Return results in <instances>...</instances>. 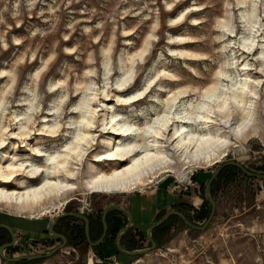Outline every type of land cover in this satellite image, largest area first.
<instances>
[{
	"label": "rangeland",
	"instance_id": "rangeland-1",
	"mask_svg": "<svg viewBox=\"0 0 264 264\" xmlns=\"http://www.w3.org/2000/svg\"><path fill=\"white\" fill-rule=\"evenodd\" d=\"M240 1L246 4L240 5ZM192 11L200 13L173 31V26L185 21ZM248 22L257 23L258 27L264 25V0H0V118L10 119L13 114L32 116L40 128L47 117L53 122L62 120L63 130L79 117L71 116L73 110L89 101L90 95L99 89L110 91L109 98L100 91L95 101V106H100L99 117L105 113L100 101L116 106L113 91L126 83L124 78H128L126 85L130 89L125 97L156 87L130 110L115 107L116 114L121 111L125 116L138 114L143 118L154 108L161 112L163 105L159 100L166 101L178 90H188L197 99L217 83L219 72L226 70L235 79L243 63L242 59L236 64L241 53L238 42L254 37L257 30L252 32ZM257 39L262 41L261 37ZM67 52L73 54L68 56ZM142 52L145 53L142 59L136 56ZM37 72H41L38 79L34 77ZM58 84L54 89L53 85ZM256 110L261 119L264 83ZM138 123L142 127L144 121ZM97 132L95 148L104 152L102 141H107L109 135L104 134L103 127ZM48 141L44 140L46 145ZM94 155L95 152L88 164L93 163ZM230 161L243 164L253 173L264 174V136L232 149L230 156L214 167L196 169L189 178L200 174L198 182L203 184L204 173L212 176L220 165ZM227 168L214 199L217 209L208 229L195 231L180 218H168L153 231L158 247L147 257L144 255V264H264V197L260 181L232 166ZM188 181L170 174L144 193L132 195L101 196L82 189L70 196L69 206L61 211L59 207L52 208L53 214L41 220L0 207V224L11 226L16 235L15 245L5 255L40 256L60 246L62 241L48 232V226L56 216L65 213L89 216L93 220L90 236L99 240L104 208L116 204L129 210L131 201L135 207L133 223L144 233L129 229L123 245L129 252L146 250L151 246L146 228L152 225L149 222L157 199L164 198L162 202L169 203L166 212H180L196 225L202 226L209 218V204L202 211L205 218L199 219L198 211L183 201L184 196L192 194L194 186L187 192L174 190L178 182L184 188ZM201 191L204 200L207 199L205 188ZM55 230L66 236L68 246L53 257L18 263L1 259L0 264H108L137 258L120 253V262L103 260L100 248H93L86 241L82 220L65 217ZM115 231L111 227L104 242L112 241ZM9 241V233L0 229V247ZM113 246L120 252L116 243ZM94 254L98 255L95 260Z\"/></svg>",
	"mask_w": 264,
	"mask_h": 264
},
{
	"label": "bare ground",
	"instance_id": "bare-ground-1",
	"mask_svg": "<svg viewBox=\"0 0 264 264\" xmlns=\"http://www.w3.org/2000/svg\"><path fill=\"white\" fill-rule=\"evenodd\" d=\"M199 13L190 12L172 30L178 31L187 19ZM248 24L252 32L257 30L254 37L238 42L241 53L236 64L242 59L243 63L235 79L226 70L219 72L217 83L197 99L188 90H178L166 101L159 100L161 112L154 108L143 118L133 113L125 116L121 111L116 114L115 107L130 110L156 87L125 97L130 89L126 85L128 78H124L126 83L113 91L116 106L100 101L105 113L99 117L100 106H95L102 91L99 89L73 110L71 116L79 117L63 130L62 120L53 122L44 117L38 128L32 116L1 117L0 207L41 220L53 214L50 209L59 207L61 211L69 206L70 196L82 189L101 196L144 193L163 176L173 174L187 180L198 168L222 163L232 149L249 140L262 139L264 112L258 119L256 108L264 83V25ZM258 37L262 41H257ZM143 55L144 52L136 56L142 59ZM40 74L34 77L38 79ZM102 92L105 98L110 97V91ZM140 121H144L142 127ZM101 127L109 135L107 141H102L104 152L95 148L96 133ZM45 139L50 143L46 145Z\"/></svg>",
	"mask_w": 264,
	"mask_h": 264
},
{
	"label": "water",
	"instance_id": "water-1",
	"mask_svg": "<svg viewBox=\"0 0 264 264\" xmlns=\"http://www.w3.org/2000/svg\"><path fill=\"white\" fill-rule=\"evenodd\" d=\"M235 167L237 169H239L244 175L259 180V181H264V174H258V173H253L251 171H249L243 164L239 163V162H235V161H230V162H226L222 165H220L212 174V176L210 177L209 181L206 184L205 187V196L211 206V213L209 215V218L207 219V221L202 225H196L194 223H192L184 214L177 212V211H170L167 212L164 217L154 223L149 232H148V237H149V241H150V248L146 249V250H141V251H137V252H129L124 250L123 248H121V246L119 245V239L120 236L125 233L126 231H128L130 229V227L132 226V215L131 213L125 209L124 207H121L119 205L116 204H110L108 206H106L103 210V215H102V226H103V234L101 236V238L96 241L95 243L92 242L91 240V236H90V225H91V220L89 218V216L83 214V213H65V214H61L58 215L54 218V220L49 224L48 226V232L51 233L54 237L58 238L59 240L62 241V244L60 246H58L57 248H55L54 250L48 252L45 255H40V256H33V257H21V258H8L5 255V251L9 248H12L15 243H16V235L14 233V230L12 229L11 226L6 225V224H0V228L5 229L11 236L12 241L9 243L4 244L3 246L0 247V260H5L7 262L10 263H18L21 261H30V260H42V259H48L53 257L55 254H57L59 251L63 250L64 248H66L68 246V239L66 238V236L64 234L58 233L55 230V226L57 225V223L59 222V220L65 218V217H73L79 220H82L85 223V235H86V239L88 240V243L92 246V247H97L99 246L107 237V234L109 232V224L107 222V215L111 210H115L118 211L120 213H123L127 216L128 218V223L127 225L121 229L119 231V233L117 234V246L119 248V251L123 254H127L130 255L132 257H140V256H144L146 254H149L151 252H154L157 247L158 244L156 242V240L153 238V231L155 229H157L158 227H160L163 223H165V221L171 217V216H177L178 218H180L190 229L195 230V231H205L208 229L209 225L211 224L212 220L215 217L216 214V209H217V205L216 202L211 194V187L213 186V183L215 182V180L217 179V177L219 176V174L221 173V171L223 169H225L226 167Z\"/></svg>",
	"mask_w": 264,
	"mask_h": 264
},
{
	"label": "crops",
	"instance_id": "crops-1",
	"mask_svg": "<svg viewBox=\"0 0 264 264\" xmlns=\"http://www.w3.org/2000/svg\"><path fill=\"white\" fill-rule=\"evenodd\" d=\"M201 174H203V173H201ZM199 175L200 174H196V175H194V177H192V180H193V183H194V187L195 188H192V190H191V192H192V194H190V195H188V196H184V199H183V201L185 202V203H187L189 206H192V208H194L196 211H199V210H201L202 209V207H203V205H204V202H205V200H204V197H203V195L201 194V190H202V187H206V184H207V182L209 181V179H210V177L211 176H208L207 174H203L205 177H206V179H205V181H204V183L203 184H201V183H199L198 182V177H199ZM223 179L224 178H221V180H219V181H215L214 182V184H213V186L211 187V193H212V195H213V197H214V199H216V197H217V195L219 194V186L221 185L220 184V182L221 181H223ZM258 183V182H257ZM258 185H260V188H261V193H262V195H263V197H264V181H260V183H258ZM156 193H158V191L156 192ZM160 193V192H159ZM159 194H157V196H158ZM133 198V197H132ZM132 198L130 199V200H132ZM162 200H165L164 198H160V199H157L156 201V203H157V206H156V209H155V211H154V213H152V218L150 219V222H149V225H153L154 223H156V222H158V221H160L163 217H164V215L167 213L166 212V209H169L168 208V204L169 203H167V201H164V202H162ZM173 205H175L174 203H172V206ZM135 207H134V205H133V203H132V201H131V207L129 208V212L131 213V215H132V211H133V209H134ZM142 210H144V208H142L141 209V211ZM113 212H115V213H113ZM165 212V213H164ZM168 212H170V211H168ZM164 214L163 215V217H161V218H159L158 219V217H159V215L160 214ZM103 215V214H102ZM141 217V216H140ZM108 218H111L113 221H111L110 219H109V221H108ZM107 222H108V224H109V229H111V227L112 228H114V229H116V231H115V233H114V237L112 238V239H110V240H112V241H106V242H102L99 246H97V247H99L100 249V253L102 254V256H101V258L103 259V260H105V261H107V260H110V259H117V261H119V259H120V253L121 252H118L117 250H116V248H115V246H113V244L114 243H116L117 244V234L119 233V230H121V229H123L126 225H127V223H128V218H127V216L125 215V214H123V213H120V212H118V211H115V210H111L109 213H108V215H107ZM140 224L141 225H143V223L142 222H140ZM151 225V226H152ZM101 226H102V217H101ZM150 228L151 227H147L146 228V230L149 232V230H150ZM134 230V232H136V233H139V234H143L144 233V231L142 230V229H140V228H137L135 225H134V223H133V221H132V226L130 227V230ZM156 230V229H155ZM154 230V231H155ZM117 231H118V233H117ZM129 231V230H128ZM128 231H126L125 233H123L121 236H120V239H119V245L121 246V248H123L124 250H126V248H125V246L123 245L124 244V235H126V233L128 232ZM102 235V234H101ZM147 237H148V235H147ZM107 238V237H106ZM105 238V239H106ZM100 239V238H99ZM93 240V239H92ZM87 242H88V240H86ZM96 241H98V239L97 240H93V242L95 243ZM150 242V241H149ZM89 244V243H88ZM90 245V244H89ZM91 246V245H90ZM93 248H96V247H93ZM131 252V251H130ZM96 254H98L99 255V253H96ZM96 254H94L93 256V259L95 260V258H97V256L98 255H96ZM126 256H128V257H132V256H130V255H127V254H125ZM133 260V258L132 259H130V260H128L127 262H120L121 264H126V263H129L130 261H132ZM107 263V262H106ZM94 264H96L95 262H94ZM108 264H111L110 262L108 263Z\"/></svg>",
	"mask_w": 264,
	"mask_h": 264
},
{
	"label": "built area",
	"instance_id": "built-area-1",
	"mask_svg": "<svg viewBox=\"0 0 264 264\" xmlns=\"http://www.w3.org/2000/svg\"><path fill=\"white\" fill-rule=\"evenodd\" d=\"M181 184H182V182H178V184H176V186L174 187V190L175 191L184 190L187 192V191H189L190 186L191 187L194 186L193 180L191 178H189V181H188L187 185L184 186V188H182ZM147 256L148 255H146V257ZM144 257L145 256H140V257L134 258L131 262L126 263V264H144ZM111 264H121V263L113 261Z\"/></svg>",
	"mask_w": 264,
	"mask_h": 264
},
{
	"label": "trees",
	"instance_id": "trees-1",
	"mask_svg": "<svg viewBox=\"0 0 264 264\" xmlns=\"http://www.w3.org/2000/svg\"><path fill=\"white\" fill-rule=\"evenodd\" d=\"M235 168V167H234ZM237 169V168H236ZM228 170V168L226 167L225 169H224V171L223 172H221L220 174H219V176L217 177V180L218 179H221V178H224L223 177V175H224V173L226 172ZM239 172H241L239 169H237ZM217 180H215V181H217ZM214 184V183H213ZM213 196V195H212ZM206 204H209V202H208V200L207 199H205V202H204V205H203V207H202V209L201 210H199L198 211V213H197V215L199 216L198 218L199 219H203V218H205L204 216H203V213H202V211L204 210V207H205V205ZM209 206H210V204H209ZM210 208H211V206H210ZM210 213H211V209H210V212H209V215H210ZM171 217H177V216H171ZM171 217H169V218H171ZM209 217V216H208ZM178 218V217H177ZM208 219V218H207ZM0 229H2V228H0ZM2 230H5V229H2ZM6 231V230H5ZM7 232V231H6ZM154 238V237H153ZM158 244V243H157Z\"/></svg>",
	"mask_w": 264,
	"mask_h": 264
},
{
	"label": "flooded vegetation",
	"instance_id": "flooded-vegetation-1",
	"mask_svg": "<svg viewBox=\"0 0 264 264\" xmlns=\"http://www.w3.org/2000/svg\"><path fill=\"white\" fill-rule=\"evenodd\" d=\"M90 218V217H89ZM90 220H91V225H90V235H91V232H92V229H93V220L90 218ZM103 228V227H102ZM85 231V230H84ZM120 231V230H119ZM117 233H118V231H117ZM102 234H103V231H102ZM10 235V234H9ZM102 236V235H101ZM101 236H100V238H101ZM107 236H108V234H107ZM85 238H86V235H85ZM87 240V239H86ZM91 240H92V237H91ZM12 241V239H11V236H10V241L9 242H11ZM9 242H7V243H9ZM4 245V244H3Z\"/></svg>",
	"mask_w": 264,
	"mask_h": 264
},
{
	"label": "snow or ice",
	"instance_id": "snow-or-ice-1",
	"mask_svg": "<svg viewBox=\"0 0 264 264\" xmlns=\"http://www.w3.org/2000/svg\"><path fill=\"white\" fill-rule=\"evenodd\" d=\"M133 99H135V97H134ZM126 102H127V101H126ZM0 146H2V145H0ZM0 179H3V177H0ZM9 179H11V177H10Z\"/></svg>",
	"mask_w": 264,
	"mask_h": 264
}]
</instances>
